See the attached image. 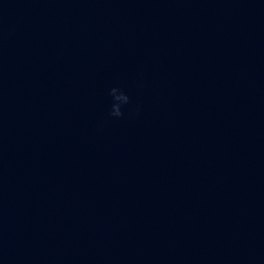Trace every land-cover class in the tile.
<instances>
[{
	"label": "water",
	"instance_id": "1",
	"mask_svg": "<svg viewBox=\"0 0 264 264\" xmlns=\"http://www.w3.org/2000/svg\"><path fill=\"white\" fill-rule=\"evenodd\" d=\"M0 264H264V0H0Z\"/></svg>",
	"mask_w": 264,
	"mask_h": 264
},
{
	"label": "clouds",
	"instance_id": "2",
	"mask_svg": "<svg viewBox=\"0 0 264 264\" xmlns=\"http://www.w3.org/2000/svg\"><path fill=\"white\" fill-rule=\"evenodd\" d=\"M108 95L111 97L109 116L112 118L123 117L124 107L131 102L129 94L122 87L115 85L108 90Z\"/></svg>",
	"mask_w": 264,
	"mask_h": 264
}]
</instances>
